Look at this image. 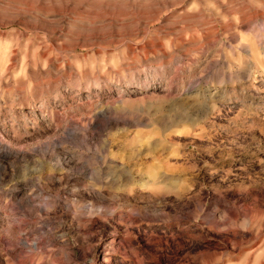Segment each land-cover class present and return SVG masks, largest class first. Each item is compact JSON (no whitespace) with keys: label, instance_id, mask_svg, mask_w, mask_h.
<instances>
[{"label":"rangeland","instance_id":"374dc122","mask_svg":"<svg viewBox=\"0 0 264 264\" xmlns=\"http://www.w3.org/2000/svg\"><path fill=\"white\" fill-rule=\"evenodd\" d=\"M0 264H264V0H0Z\"/></svg>","mask_w":264,"mask_h":264}]
</instances>
